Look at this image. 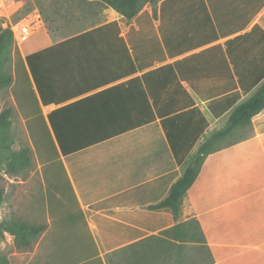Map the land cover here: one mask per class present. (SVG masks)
Returning a JSON list of instances; mask_svg holds the SVG:
<instances>
[{
  "label": "crops",
  "instance_id": "0c3cea01",
  "mask_svg": "<svg viewBox=\"0 0 264 264\" xmlns=\"http://www.w3.org/2000/svg\"><path fill=\"white\" fill-rule=\"evenodd\" d=\"M162 1L153 10L156 25ZM80 4L82 16L93 20L80 31L50 29L33 15L17 23L19 35L14 36L74 199L76 217L69 221L83 223L89 236L86 243L94 247L79 261L75 256L68 260L75 264H264V108L237 131L242 133L239 138L223 142L206 156L176 213L158 208L200 146L225 127L220 124L224 118L229 120L233 109L216 118L208 102L182 83L199 113L191 112L192 107L178 111V116L159 113L146 83L135 78L174 59L127 75L123 55L113 53L111 44L64 45L67 54L49 51L110 21L119 22L121 35L133 23L101 1L81 0ZM256 23L264 29V7L244 30L184 55L223 44ZM233 49L241 64L239 49ZM249 77L242 73L243 82L248 83ZM263 83L264 79L247 93L239 84L237 105ZM184 223L185 235L174 236L172 230Z\"/></svg>",
  "mask_w": 264,
  "mask_h": 264
},
{
  "label": "trees",
  "instance_id": "16d2710c",
  "mask_svg": "<svg viewBox=\"0 0 264 264\" xmlns=\"http://www.w3.org/2000/svg\"><path fill=\"white\" fill-rule=\"evenodd\" d=\"M98 1L115 9L126 21H133L128 31L121 35L119 22L113 20L67 38L49 51L57 50L67 54L68 49H63L64 45L111 44L115 47L113 53L123 55L120 58L125 61L124 70L127 75L152 67L157 62L174 59L135 78L136 81L146 83L159 113L162 114L164 110L163 113L178 116L181 113L178 111L185 107H192L191 112L199 113L182 83H186L195 94L208 102L216 118L233 109L225 127L200 146L193 163L170 186L168 196L157 205L158 208L171 209L176 213L183 196L197 178L206 156L264 108V83L249 99L237 105L241 99L239 84L247 93L264 79V29L256 23L250 31L228 38L223 44L215 43L197 52L184 54L244 30L264 7V0H164L160 4L161 18L158 25L155 24L156 11L144 8L153 0ZM14 43L12 30L4 27L0 20V86L8 84L11 79L10 75L4 73V67ZM232 46L239 49L241 64L236 62ZM242 54L246 58L243 59ZM181 55L184 56L177 58ZM242 73L250 76L248 83L243 82ZM236 77L239 80H235ZM254 79L258 80L253 82ZM9 114V109L0 112L1 136L9 129ZM205 125L208 126L207 121ZM0 145V150L7 149L8 152L6 172L10 175L23 172L29 163V148L13 150L7 139ZM1 200L0 192V203ZM194 223L199 231L198 223ZM186 224L174 228L173 235H185ZM46 228V224L31 225L12 221L5 223L4 231L14 237L18 246L27 249L32 247L33 241ZM0 264H9L1 254Z\"/></svg>",
  "mask_w": 264,
  "mask_h": 264
},
{
  "label": "rangeland",
  "instance_id": "374dc122",
  "mask_svg": "<svg viewBox=\"0 0 264 264\" xmlns=\"http://www.w3.org/2000/svg\"><path fill=\"white\" fill-rule=\"evenodd\" d=\"M80 2L16 0L15 5L2 12L4 16L0 20L4 27H10L13 36L18 34L17 23L33 15L40 16L43 24L50 29L75 27L76 31H80L93 21L82 16ZM157 3L158 0H153L144 8L153 11L158 8ZM4 73L10 75L11 79L8 84L0 86V112L10 110V125L4 136L0 135V144L7 139L13 150L29 148L30 154L29 163L23 172L10 175L6 172L7 149L0 150V254L7 258L9 264H75L77 261L68 260L70 256L78 257L79 261L86 253L92 254L94 247L89 241L86 243L89 236L83 223L74 221L73 225L69 221L70 217H76L73 215L74 199L15 43L10 50ZM227 122L228 117L223 119L220 126ZM211 134L212 131L208 132L206 137ZM241 134L236 132L224 142L239 138ZM191 161L189 159L187 164ZM12 221L31 225L46 224L47 228L33 241L32 247L26 249L18 246L14 237L4 231L5 223ZM76 241L84 243L77 244Z\"/></svg>",
  "mask_w": 264,
  "mask_h": 264
},
{
  "label": "built area",
  "instance_id": "2783aa9c",
  "mask_svg": "<svg viewBox=\"0 0 264 264\" xmlns=\"http://www.w3.org/2000/svg\"><path fill=\"white\" fill-rule=\"evenodd\" d=\"M15 3H16V0H0V17L4 16L2 15L3 11L8 10L11 6L15 5Z\"/></svg>",
  "mask_w": 264,
  "mask_h": 264
},
{
  "label": "bare ground",
  "instance_id": "6f19581e",
  "mask_svg": "<svg viewBox=\"0 0 264 264\" xmlns=\"http://www.w3.org/2000/svg\"><path fill=\"white\" fill-rule=\"evenodd\" d=\"M19 35V34H18Z\"/></svg>",
  "mask_w": 264,
  "mask_h": 264
}]
</instances>
